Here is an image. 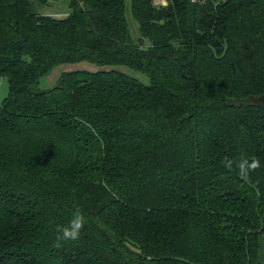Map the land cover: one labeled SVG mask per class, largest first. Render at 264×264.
I'll list each match as a JSON object with an SVG mask.
<instances>
[{
	"label": "trees",
	"instance_id": "16d2710c",
	"mask_svg": "<svg viewBox=\"0 0 264 264\" xmlns=\"http://www.w3.org/2000/svg\"><path fill=\"white\" fill-rule=\"evenodd\" d=\"M154 1L131 0L155 34L136 41L127 0L65 18L0 0V264H262L264 0ZM81 61L149 83L80 69L37 89ZM77 210L79 239L57 246Z\"/></svg>",
	"mask_w": 264,
	"mask_h": 264
},
{
	"label": "rangeland",
	"instance_id": "374dc122",
	"mask_svg": "<svg viewBox=\"0 0 264 264\" xmlns=\"http://www.w3.org/2000/svg\"><path fill=\"white\" fill-rule=\"evenodd\" d=\"M30 1L33 3L36 10L42 15H51L57 18H65L70 14V11H71V8H70L71 0H49L47 3H44V5L41 4L38 0H30ZM130 3H131V0H127V6H128L127 17L130 23L129 28H130L133 38L136 41H140L141 38H143L144 40H147L148 38L153 39L155 34L151 35L150 37H148L147 35H144L143 29L142 27H140L141 24L138 20V15L134 11V9L130 10ZM160 3H162V5L164 6H167L170 3V0H155L154 1L155 5H159ZM168 17L170 18L171 16H168ZM177 21L180 23L179 17L177 18ZM174 27H176L175 22H174ZM157 31H160V30L157 29ZM161 32L163 31L161 30ZM192 39H189L188 37H182L183 46H185L186 49L194 50ZM107 68H117L118 70L124 71L125 73L138 78L144 83H149V77L145 73L137 71L126 65H119V64L117 65H98V64L91 63L88 61H81V62H76V63H63V64H60L54 67L49 73H47L46 75L40 78L36 86H37V89L39 90H48L54 87L55 85H57L60 82L62 74L67 71L87 69L89 71L95 72V71H99V70L107 69ZM9 93H10V85H9L8 78L0 76V101L4 100L9 95ZM261 250H262V255L264 257V252H263L264 251V238H262L261 240L260 253H261ZM260 259H261L262 264H264V262L262 261L261 255H260Z\"/></svg>",
	"mask_w": 264,
	"mask_h": 264
},
{
	"label": "clouds",
	"instance_id": "9594fccd",
	"mask_svg": "<svg viewBox=\"0 0 264 264\" xmlns=\"http://www.w3.org/2000/svg\"><path fill=\"white\" fill-rule=\"evenodd\" d=\"M233 163L234 161H232L231 159L225 158L224 164L226 168L232 169ZM235 163L239 171V175L244 179H247L249 177L250 172L254 171L256 168L259 167L258 160L254 159L249 162L248 159L245 157H242L239 162ZM85 223L86 220L83 213L77 210L73 214V217L68 225L57 227V232L59 233V235L57 236V246H59L61 242L78 240L80 232L83 229Z\"/></svg>",
	"mask_w": 264,
	"mask_h": 264
},
{
	"label": "water",
	"instance_id": "95a60500",
	"mask_svg": "<svg viewBox=\"0 0 264 264\" xmlns=\"http://www.w3.org/2000/svg\"><path fill=\"white\" fill-rule=\"evenodd\" d=\"M253 102H255L258 105H264V95L254 98Z\"/></svg>",
	"mask_w": 264,
	"mask_h": 264
},
{
	"label": "crops",
	"instance_id": "0c3cea01",
	"mask_svg": "<svg viewBox=\"0 0 264 264\" xmlns=\"http://www.w3.org/2000/svg\"><path fill=\"white\" fill-rule=\"evenodd\" d=\"M263 252H264V251H263ZM260 255H261L262 261L264 262V257H263V255H262V250H261Z\"/></svg>",
	"mask_w": 264,
	"mask_h": 264
}]
</instances>
